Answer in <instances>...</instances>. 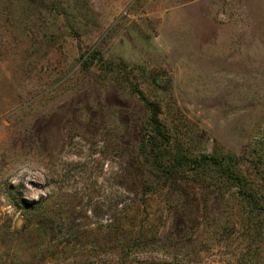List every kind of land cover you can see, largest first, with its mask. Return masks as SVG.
<instances>
[{
	"label": "rangeland",
	"instance_id": "rangeland-1",
	"mask_svg": "<svg viewBox=\"0 0 264 264\" xmlns=\"http://www.w3.org/2000/svg\"><path fill=\"white\" fill-rule=\"evenodd\" d=\"M0 207V264H264V0H0Z\"/></svg>",
	"mask_w": 264,
	"mask_h": 264
},
{
	"label": "trees",
	"instance_id": "trees-1",
	"mask_svg": "<svg viewBox=\"0 0 264 264\" xmlns=\"http://www.w3.org/2000/svg\"><path fill=\"white\" fill-rule=\"evenodd\" d=\"M144 104L147 112V121L153 129V136L148 135V139L152 142H167V135L163 130L162 124L159 120V107L157 104L147 101L141 95H138ZM184 162L179 166L181 168H190L189 171L196 172L203 167H215L217 170H223L225 178L229 181L238 182L240 175L237 171L235 161L231 157H221L217 159L215 157H200V158H186L183 157ZM137 215V214H136Z\"/></svg>",
	"mask_w": 264,
	"mask_h": 264
},
{
	"label": "clouds",
	"instance_id": "clouds-1",
	"mask_svg": "<svg viewBox=\"0 0 264 264\" xmlns=\"http://www.w3.org/2000/svg\"><path fill=\"white\" fill-rule=\"evenodd\" d=\"M8 181L13 185L22 184L24 189H27L25 195L32 200H39L41 195L46 194V188L48 186L47 170L44 165L37 159L31 157H19L13 160L9 172ZM33 182L36 185L43 187H34ZM7 208L12 213L18 211L10 204ZM0 211H4V208L0 207ZM20 218H17V224L19 225Z\"/></svg>",
	"mask_w": 264,
	"mask_h": 264
}]
</instances>
